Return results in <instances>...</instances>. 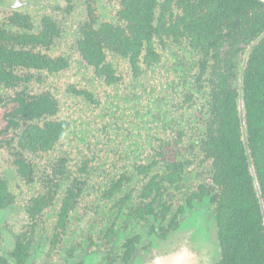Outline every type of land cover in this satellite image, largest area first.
<instances>
[{
    "label": "trees",
    "instance_id": "obj_1",
    "mask_svg": "<svg viewBox=\"0 0 264 264\" xmlns=\"http://www.w3.org/2000/svg\"><path fill=\"white\" fill-rule=\"evenodd\" d=\"M87 5V19L77 23L74 33L65 21L48 15L39 27L11 17L17 30L0 31V85L9 89L6 101L13 104L3 130L10 131L15 164L34 170L40 159L25 158V153L49 156L80 126L76 136L87 152L77 176L69 173L60 180L69 190H80L91 178L105 184L110 195L120 191L122 203H129L133 185L139 199L150 197L158 207L167 192L179 187H187L185 197L198 195L201 187L208 193L213 188L204 180L210 176L217 210L230 211L232 188L249 193L245 148L254 147L259 167L264 155V2L106 0L99 15L89 12L88 0ZM62 38L71 39V49L92 76L82 79L76 73L83 85L78 80L63 90L32 92L31 84L69 67L72 55L51 54ZM237 76L236 88L232 78ZM92 87L100 89V100ZM238 96L244 101L246 129L236 108ZM66 100L76 102L73 121L66 118L69 114L61 117ZM85 107L101 117L104 143L93 145L83 134ZM62 149L46 162L55 172L46 175L49 180L63 179L74 157L68 147ZM116 160L123 167L113 170L110 164ZM226 234L231 245L230 231ZM230 257V264H247L239 247Z\"/></svg>",
    "mask_w": 264,
    "mask_h": 264
},
{
    "label": "flooded vegetation",
    "instance_id": "obj_2",
    "mask_svg": "<svg viewBox=\"0 0 264 264\" xmlns=\"http://www.w3.org/2000/svg\"><path fill=\"white\" fill-rule=\"evenodd\" d=\"M47 1L45 9L63 15L82 4L86 12L83 20L87 19V0ZM88 1L89 12L99 15L101 11L95 13L92 7L96 0ZM43 8V0H0V31L17 30L10 19L18 16L39 27L44 15L54 17L42 13ZM248 47L249 43L244 53ZM232 79L237 88L240 76ZM8 95L9 89L0 85V264H230L234 259L230 252L237 247L243 249L245 263L264 264V155L261 167L257 166L253 146L248 144L244 150L249 193L239 194L232 188L230 211L217 210L210 176L204 182L213 189L206 194L201 187L198 195L185 197L187 187H179L167 192L163 205L157 207L150 197L139 199L131 185V201L122 203L120 191L110 195L105 184L91 178L80 184V190H69L67 182L60 180L69 173L77 176L80 164L67 163L63 179L56 175L59 180H49L46 175L55 172L46 162L55 156L25 153V158L46 160H36L34 170L20 169L11 156L10 131L3 130L8 126L4 116ZM238 99L243 102L241 123L246 129L244 101L238 96L236 108ZM227 231L231 245L227 244Z\"/></svg>",
    "mask_w": 264,
    "mask_h": 264
},
{
    "label": "rangeland",
    "instance_id": "obj_3",
    "mask_svg": "<svg viewBox=\"0 0 264 264\" xmlns=\"http://www.w3.org/2000/svg\"><path fill=\"white\" fill-rule=\"evenodd\" d=\"M44 2H45V0H43L44 8L42 9V13H44V12L50 13L54 17L59 18L62 21H65L64 24L67 26L68 30L70 29L71 31H73L75 29L77 23L80 20H83L84 17H86V12H85L84 6L82 4H80L78 7L74 8L75 10L72 11L70 14H68V15L64 14L63 15L62 13H60L59 10H49L48 8L45 9ZM46 2H47V4H49V2L47 0H46ZM105 2H106V0H96L95 2L93 1L92 7L95 6V13H99L100 11H102L101 9H102L103 4H105ZM74 31L72 33H74ZM70 41H71V39L69 40V38H62L61 40H59L57 42L56 45H58V46L56 48H54V50L52 52V55H56L62 51L66 52L67 54L72 55V58L70 59L69 67L67 68V70L63 74L44 79L45 81L41 84H37V83L31 84L30 89L32 90V92L39 91V90H42L45 88H51L53 91L56 89L57 90H63L67 84H76V83L78 84V80L81 81V85H83L82 79L83 78H89V76H92L91 75L92 70L84 63V61L80 57L77 56L76 51L71 49V47L69 45ZM78 58H80V59H78ZM79 72L84 74V75H79ZM76 73H78V76H81L82 79H79L78 76H76ZM232 84H233V86H235L234 81ZM84 85H85V83H84ZM91 90L96 92V95L99 96L98 98H96V96L92 93L93 97L95 99L100 100L102 98V97H100V95H101L100 89H98L97 87H92ZM68 97L69 96H67L66 98H68ZM12 105H13L12 103H7V106L5 107L4 110L9 111L11 109ZM75 106H76V102H73V101L68 102L66 100V103L62 105L63 109L60 111L61 117L66 116V114H69L68 116H66V118L70 119V121H73L71 118L76 119L75 118L76 117L75 111L73 109ZM70 110H71V113H70ZM2 111H3L2 108H0V116L3 114ZM94 114H96V113L91 112L89 107H85V109H84V120H85L86 124L84 125L85 129L83 131V134L86 135L87 138H90L93 145H97L95 143L97 140H100L102 143H104V141H106L107 139H106L105 134L101 131V121H102L100 119L101 117L100 116L97 117ZM75 127L71 131H69L70 133H67L65 135V137L61 140V145L58 146L60 144L59 143L57 145V150L55 152L51 153L48 157H54L60 151H63L62 147L63 148L68 147L69 150H72L71 152L73 153V156H74L72 160L70 159L69 164L82 163V157L87 152V149L81 148V146L83 144H81L79 142V139L76 136V132L78 131V129H81L80 126H78L77 128H75ZM85 131H86V133H85ZM67 144L69 146H67ZM77 144H79L80 148L75 147V146H77ZM115 146H119V145L115 144ZM69 147H72V149ZM75 155H77L78 157H76ZM86 155L88 156V154H86ZM46 158H47V156H46ZM48 159H50V158H48ZM45 160L46 159L40 160V163H44ZM121 162L122 161L118 162L116 160V163H114L115 165H113V163L110 164V168L115 170V169H119V168L123 167V164ZM107 166H109V165H107ZM124 167H128V164H126Z\"/></svg>",
    "mask_w": 264,
    "mask_h": 264
},
{
    "label": "water",
    "instance_id": "obj_4",
    "mask_svg": "<svg viewBox=\"0 0 264 264\" xmlns=\"http://www.w3.org/2000/svg\"><path fill=\"white\" fill-rule=\"evenodd\" d=\"M261 1L264 2V0H261ZM237 111H238V115L240 117L241 122H243V120H244V113H243V102H242L241 99H238V101H237ZM252 176L254 177L255 188H256L257 194L259 196V194H260L259 193V185L257 184V180L255 178V174H254L253 169H252Z\"/></svg>",
    "mask_w": 264,
    "mask_h": 264
}]
</instances>
